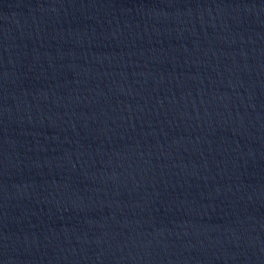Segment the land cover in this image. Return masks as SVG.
<instances>
[{
    "label": "water",
    "instance_id": "obj_1",
    "mask_svg": "<svg viewBox=\"0 0 264 264\" xmlns=\"http://www.w3.org/2000/svg\"><path fill=\"white\" fill-rule=\"evenodd\" d=\"M119 264H264V148L194 198Z\"/></svg>",
    "mask_w": 264,
    "mask_h": 264
}]
</instances>
